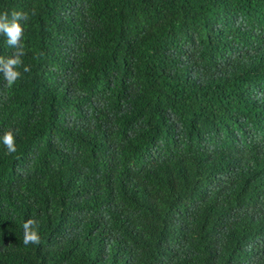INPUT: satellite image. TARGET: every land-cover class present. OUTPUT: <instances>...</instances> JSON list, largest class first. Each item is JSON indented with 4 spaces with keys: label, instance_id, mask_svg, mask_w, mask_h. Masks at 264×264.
<instances>
[{
    "label": "trees",
    "instance_id": "trees-1",
    "mask_svg": "<svg viewBox=\"0 0 264 264\" xmlns=\"http://www.w3.org/2000/svg\"><path fill=\"white\" fill-rule=\"evenodd\" d=\"M5 11L31 71L0 75V264H264V0Z\"/></svg>",
    "mask_w": 264,
    "mask_h": 264
},
{
    "label": "clouds",
    "instance_id": "clouds-1",
    "mask_svg": "<svg viewBox=\"0 0 264 264\" xmlns=\"http://www.w3.org/2000/svg\"><path fill=\"white\" fill-rule=\"evenodd\" d=\"M35 14L34 11L32 13ZM28 12L12 11L11 15L7 11L0 13V35L6 37V43L12 52L8 56L0 55V75L3 76L6 87L12 88L22 77V72H30L29 66L24 65L23 57L26 55L24 38V26L22 22L29 21ZM0 141L4 144L9 154L16 152L15 136L11 128L4 131ZM41 242L37 229V221L29 218L23 224V244L39 245Z\"/></svg>",
    "mask_w": 264,
    "mask_h": 264
}]
</instances>
